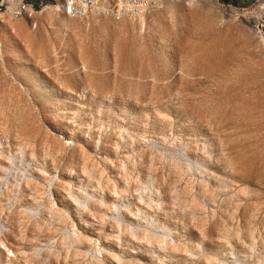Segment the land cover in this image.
<instances>
[{
  "label": "rangeland",
  "instance_id": "rangeland-1",
  "mask_svg": "<svg viewBox=\"0 0 264 264\" xmlns=\"http://www.w3.org/2000/svg\"><path fill=\"white\" fill-rule=\"evenodd\" d=\"M248 16L225 0H160L138 20L45 9L36 28L7 16L0 264H264Z\"/></svg>",
  "mask_w": 264,
  "mask_h": 264
},
{
  "label": "built area",
  "instance_id": "built-area-1",
  "mask_svg": "<svg viewBox=\"0 0 264 264\" xmlns=\"http://www.w3.org/2000/svg\"><path fill=\"white\" fill-rule=\"evenodd\" d=\"M264 0H254L249 6L230 7L240 11H252ZM160 0H0V53L3 51V28L7 16L26 18L33 28L37 27V16L45 9L74 18L103 16L115 20L142 19L159 6ZM255 35L264 46V7L256 17L249 20Z\"/></svg>",
  "mask_w": 264,
  "mask_h": 264
},
{
  "label": "bare ground",
  "instance_id": "bare-ground-1",
  "mask_svg": "<svg viewBox=\"0 0 264 264\" xmlns=\"http://www.w3.org/2000/svg\"><path fill=\"white\" fill-rule=\"evenodd\" d=\"M264 7V2H262L256 9L252 10L251 12L249 11V16L247 18V20H250L252 18V16H258L261 11H262V8ZM7 19V18H6ZM7 21V20H6ZM6 23V22H5ZM4 42V41H3ZM2 53V52H1ZM0 53V54H1Z\"/></svg>",
  "mask_w": 264,
  "mask_h": 264
},
{
  "label": "crops",
  "instance_id": "crops-1",
  "mask_svg": "<svg viewBox=\"0 0 264 264\" xmlns=\"http://www.w3.org/2000/svg\"><path fill=\"white\" fill-rule=\"evenodd\" d=\"M230 2H234L239 6H247L250 5L254 0H228Z\"/></svg>",
  "mask_w": 264,
  "mask_h": 264
},
{
  "label": "trees",
  "instance_id": "trees-1",
  "mask_svg": "<svg viewBox=\"0 0 264 264\" xmlns=\"http://www.w3.org/2000/svg\"><path fill=\"white\" fill-rule=\"evenodd\" d=\"M226 2H229L228 0H225Z\"/></svg>",
  "mask_w": 264,
  "mask_h": 264
}]
</instances>
